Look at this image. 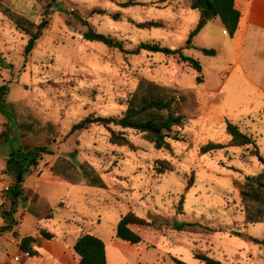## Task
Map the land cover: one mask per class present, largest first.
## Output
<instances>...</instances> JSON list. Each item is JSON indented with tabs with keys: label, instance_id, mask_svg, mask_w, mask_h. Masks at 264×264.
Instances as JSON below:
<instances>
[{
	"label": "rangeland",
	"instance_id": "rangeland-1",
	"mask_svg": "<svg viewBox=\"0 0 264 264\" xmlns=\"http://www.w3.org/2000/svg\"><path fill=\"white\" fill-rule=\"evenodd\" d=\"M126 1L3 2L35 24L44 18L49 23L26 54L30 35L0 11V85L8 86L6 106L10 107L9 114L0 111V135L7 122L12 142L18 144V137L24 150L43 147L52 152L42 151L38 165L27 173L32 186L36 178L54 173L55 164L69 177L60 176L66 182L81 179L74 187L41 183L39 191L46 195L57 220L47 228L59 237L71 228L100 237L109 247L110 264H178L176 259L206 264L196 253H208L221 264H264V244L258 242L264 239V222L245 221L240 197L241 183L264 172V164L254 155L256 146L200 154V147L211 141L230 142L226 130L230 121L253 137L264 156V33L253 30L241 43L240 36L225 35V26L216 18L187 47L200 18L191 0H138L125 7ZM148 21L163 26H141ZM90 26L121 42L125 50L86 39ZM143 42L183 48L202 63L203 82H197L199 73L178 54L145 50L134 54ZM199 47L214 48L217 55L207 56ZM141 80L177 88L189 96L180 106L189 118L179 128V140H171V150H156L133 129L123 131L136 150L111 143L110 131L103 125L71 132L74 124L88 116L122 115ZM0 147L3 154L9 149L1 138ZM6 160L0 153V174L8 173L1 196L7 194L4 186L14 183ZM157 160H167L173 168L168 165L159 173ZM84 163L95 169L104 187L87 184L81 176ZM62 199L67 207L61 205ZM4 205L6 200L0 198V212ZM130 211L154 221L151 226H132L148 248L121 239L119 247L111 246L120 219ZM64 216L75 220L76 227L72 221L67 224ZM20 217L16 213L15 226ZM176 221L188 223L193 231L173 229ZM4 222L0 215V226ZM15 226L2 234L1 250L7 239L13 245ZM33 228L27 219L21 232L29 234Z\"/></svg>",
	"mask_w": 264,
	"mask_h": 264
},
{
	"label": "trees",
	"instance_id": "trees-1",
	"mask_svg": "<svg viewBox=\"0 0 264 264\" xmlns=\"http://www.w3.org/2000/svg\"><path fill=\"white\" fill-rule=\"evenodd\" d=\"M3 2L4 0H0V11L7 15L25 33L30 35V40L25 51L26 54H30L37 41L43 35L49 20L44 18L40 23L35 24L28 18L6 7ZM138 3V0H127L123 3V6L136 5ZM191 8L200 13V18L196 28L190 33L187 47L192 46L195 36H197L210 21L216 18H220L228 34L232 37L235 36L241 18V12L236 7V0H191ZM46 12H49V10ZM115 18H118V15H116ZM141 26L149 28L162 27L163 23L148 21L141 23ZM84 37L90 41H100L113 48L122 51L125 50L121 42L116 41L111 36L96 31L91 26L85 32ZM199 49L207 56L217 55V51L214 48L199 47ZM142 50L163 52L167 55L178 54L182 62L187 63L199 73L197 82H203V77L201 75L203 71L202 63L200 60L187 55L183 48L171 49L167 46H162L159 42H143L132 52L138 54ZM7 92L8 86L0 85V111L4 114H9L10 112V107H8V105L6 106ZM188 98V94L177 88L161 86L149 80H141L126 101V110L122 115H91L74 124L71 132L87 129L93 124L103 125L110 131L111 143L119 146H129L132 150H136L135 145L123 131V129H133L141 132L145 139L154 145L156 150H171V140H179V128H182L189 118L187 114L180 110L181 104L187 101ZM13 119H15V116ZM6 124L7 128L1 133L0 138L4 142L9 143L11 147L10 157L7 159V162L9 164L8 170L14 176V183L10 186L5 196L6 200L11 203V206L9 209L0 212V215L5 219L4 224L0 226V235L12 230L15 226V205H18V201L24 196L26 174L32 167L38 165L42 151L48 150L43 147L24 150L19 143L18 137L15 138L18 144L11 141L9 123L6 122ZM116 127L120 128V130H116ZM226 130L231 136V140L228 144L211 141L200 147V154L204 155L216 152L227 147L241 148L255 145L256 150L254 155L258 156L259 160L264 164V156L260 153L255 140L250 134L244 132L238 124L230 121L227 122ZM45 152L52 154L51 151ZM16 161L24 164V168L18 174L14 172L12 167ZM168 165L173 168V165L167 160L156 161V169L159 173H163ZM80 169L82 171V178L89 186L104 187L103 180L93 167L84 163L81 164ZM51 171L64 179H69L65 173L57 169L56 164L51 167ZM79 181H81V179H76V181L69 180V182L74 184H77ZM190 184L192 185L191 182ZM240 197L244 204L245 221L247 223L264 222V172L258 175L248 176L241 183ZM183 204L184 200L182 198L178 207L179 210H182ZM153 222L154 221L130 211L120 219L116 229V237L132 244L141 243L144 240L142 235L135 231L132 226L137 225L146 227L153 225ZM172 228L178 231H193L186 222L179 223L176 221L173 223ZM209 230L211 231V229ZM15 235H17L16 232ZM39 235L48 240H52L56 237V234L47 228L38 227L37 235H28L21 238L19 243L20 250L23 253L29 252L30 256L38 254L35 246L38 245ZM258 242L264 244V239ZM74 251L79 256L78 264H108L106 243L103 239L94 234H81L76 240ZM196 258L206 264H221V261L208 255V253H196ZM176 262L178 264H188L180 259H176Z\"/></svg>",
	"mask_w": 264,
	"mask_h": 264
},
{
	"label": "crops",
	"instance_id": "crops-1",
	"mask_svg": "<svg viewBox=\"0 0 264 264\" xmlns=\"http://www.w3.org/2000/svg\"><path fill=\"white\" fill-rule=\"evenodd\" d=\"M236 7L241 12V18L238 25V30L235 36L233 37V39H238L240 36L242 39H238V41L241 40V43H244L245 40L248 38L249 33H251L253 30L255 31L256 34L264 33V0H236ZM224 31L223 33L225 35H228V33H225ZM7 144L9 146V149L4 154L2 149H0V153L2 154V157L5 159H8L10 157V152H11L10 144L9 143ZM7 175L8 173L6 172L0 174V179L3 180L2 182H0V191L3 188L4 180L7 178ZM27 180L28 178L25 177L24 196L18 201V205H15L16 212L14 213V217L16 213L21 214V217L19 220H17V225L14 228L17 235L14 236V240H13L14 243H12L13 245H11L10 240L8 239L5 240V242L7 243L3 245V250H1L3 242L0 241V264H78L79 256L74 251V245L76 243L77 238L81 235V232H78L76 229L72 231V228L68 231L67 234L65 233L63 237H59L55 233L56 237L52 240L45 239L39 235L38 245L35 246V249L38 252V254L36 255L26 256L20 250L19 243L22 237L28 235H37L38 227L47 228L48 226L46 225H48V223H53V225L57 224L54 210H52L45 202L46 195H44V193L39 191L41 183H47L49 185H55V186H58L59 184H67L71 187L78 185V184L66 182L65 180L61 179L60 176L54 173H50L44 179H41L40 177L36 178L34 186L27 183ZM0 198L6 200L5 196L0 195ZM66 202L67 200L62 199L61 205L64 203L66 204ZM70 202L72 201L70 200ZM8 205L11 206V203L6 200V205H4L5 206L4 208L9 209L7 208ZM71 206L72 204H70V208ZM48 214H52L51 217H49ZM27 219H29L33 223L34 228L31 233L22 234L21 227ZM63 220L67 224L70 223V221H72L71 225L76 227L75 220L69 219L66 216L63 217ZM3 235H0V238ZM68 237L70 239H68ZM117 240L120 239L117 238L114 240V242L111 244L112 248L119 247ZM143 242L144 240L141 243H138L137 245L139 246L144 245L146 246L145 248H148L149 245H145V243L143 244ZM11 246H12V251H10ZM2 251H4L5 253ZM106 251H107L108 264H110L109 247L107 245H106ZM16 256L20 257L18 261L15 260Z\"/></svg>",
	"mask_w": 264,
	"mask_h": 264
},
{
	"label": "water",
	"instance_id": "water-1",
	"mask_svg": "<svg viewBox=\"0 0 264 264\" xmlns=\"http://www.w3.org/2000/svg\"><path fill=\"white\" fill-rule=\"evenodd\" d=\"M23 168H24V164L23 163L18 162V161L14 162L13 170H14V172L16 174L20 173Z\"/></svg>",
	"mask_w": 264,
	"mask_h": 264
},
{
	"label": "built area",
	"instance_id": "built-area-1",
	"mask_svg": "<svg viewBox=\"0 0 264 264\" xmlns=\"http://www.w3.org/2000/svg\"><path fill=\"white\" fill-rule=\"evenodd\" d=\"M224 32L227 33V31H224ZM9 188H10L9 185H5V186H4V189L7 190V191L9 190ZM63 202H64V200H63ZM24 254H25L26 256H30L29 252H25ZM19 259H20L19 256H16V257H15V260L18 261Z\"/></svg>",
	"mask_w": 264,
	"mask_h": 264
}]
</instances>
